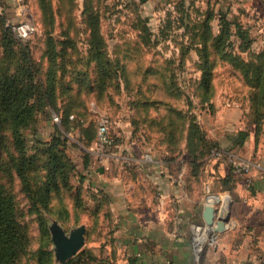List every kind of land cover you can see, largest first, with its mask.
<instances>
[{
  "label": "rangeland",
  "instance_id": "rangeland-1",
  "mask_svg": "<svg viewBox=\"0 0 264 264\" xmlns=\"http://www.w3.org/2000/svg\"><path fill=\"white\" fill-rule=\"evenodd\" d=\"M19 1L22 9L9 11L15 3L8 1L3 14L32 21L31 37L5 31L0 16V88L5 102L23 101L20 112H0V184L26 242L15 264H102L89 241L105 236L110 212L96 196L95 166L115 148L179 157L181 142L195 141V124V132L205 130L217 88L229 82L223 74L235 66L207 40L210 28L196 19L193 0ZM102 116L113 139L106 150L97 144ZM13 121L24 122L19 136ZM81 225L82 258L61 260L54 229L69 236Z\"/></svg>",
  "mask_w": 264,
  "mask_h": 264
},
{
  "label": "crops",
  "instance_id": "crops-1",
  "mask_svg": "<svg viewBox=\"0 0 264 264\" xmlns=\"http://www.w3.org/2000/svg\"><path fill=\"white\" fill-rule=\"evenodd\" d=\"M8 1L15 3L9 11L25 6ZM193 2L197 19L210 15L214 35L229 28L240 57L258 59V80L233 67L223 74L240 79L232 84L228 76L217 88L202 146L191 136L194 143L181 142L173 159L164 149L134 146L122 155L115 148L95 166L96 196L110 212L103 226L109 238L89 241L99 247L102 264H264V0ZM244 41L248 46L239 50ZM126 156L132 163L123 165ZM238 163L247 171H236ZM206 205L215 220L225 206L224 230L205 224Z\"/></svg>",
  "mask_w": 264,
  "mask_h": 264
},
{
  "label": "trees",
  "instance_id": "trees-1",
  "mask_svg": "<svg viewBox=\"0 0 264 264\" xmlns=\"http://www.w3.org/2000/svg\"><path fill=\"white\" fill-rule=\"evenodd\" d=\"M183 2V0H181ZM5 5V2H4ZM0 16H3L4 19V30L11 32V29L6 26V16L5 14H2ZM197 19V15H196ZM201 21V23L205 22L203 26H206L207 28H210L209 34L207 35L209 39L214 44H218L216 47L215 45H212L216 48H220V52L222 55L219 57L221 59H229L228 61L231 63L232 66H235V69H238L242 72L244 77H247V75L252 78L250 81H256L258 80V59L245 61L240 57V55L237 53L236 49H230V46H235L233 41L230 40V29L222 27L220 29V32L217 35H214L212 33V29L210 26V15L207 13L203 15L202 18L198 19ZM200 23V22H198ZM197 26V25H196ZM249 42H241L239 44L238 49L242 50L248 46ZM220 45V46H219ZM236 48V47H235ZM204 58H207L203 56ZM251 74H248L250 73ZM253 73V74H252ZM3 81H5V78H3ZM5 90V89H3ZM19 98V94H17ZM5 95H2V91L0 88V112L2 113H17L20 112V108L22 105V100H19V104H14L12 102H5ZM25 110V111H24ZM24 110L22 112L24 113H30L29 108L27 106H24ZM109 119V118H108ZM24 122H18L13 121L12 126L14 127L13 134L19 136V133L17 132V129L20 125H23ZM192 123H195L192 121ZM195 130L196 128H199L198 125L195 124ZM192 132L190 136H193V138L198 139L199 145L202 146L204 142V132L197 130L196 132ZM188 135V134H187ZM189 136V135H188ZM15 147H18V149H21V145L19 144V141L16 138V145ZM14 158V157H12ZM13 166L16 169H19L22 166V162H13ZM55 169V166L53 165V170ZM16 211H15V205L12 201L11 196H8L3 191V186L0 184V264H15L16 257L19 253V251L25 250V240H24V234L16 229ZM82 252V251H81ZM81 252L77 253V256L79 258H82ZM89 258L92 259L91 255H88Z\"/></svg>",
  "mask_w": 264,
  "mask_h": 264
},
{
  "label": "water",
  "instance_id": "water-1",
  "mask_svg": "<svg viewBox=\"0 0 264 264\" xmlns=\"http://www.w3.org/2000/svg\"><path fill=\"white\" fill-rule=\"evenodd\" d=\"M221 210L222 209H220L217 220H215V209L210 205H206L203 208L202 214L205 224L213 227L215 231L224 230L225 222L228 219L225 206L222 212ZM54 232H56L54 242L57 246V253L63 261L74 256L84 244L85 227L83 225L74 228L69 236L63 235L58 228L54 229Z\"/></svg>",
  "mask_w": 264,
  "mask_h": 264
},
{
  "label": "built area",
  "instance_id": "built-area-1",
  "mask_svg": "<svg viewBox=\"0 0 264 264\" xmlns=\"http://www.w3.org/2000/svg\"><path fill=\"white\" fill-rule=\"evenodd\" d=\"M4 2L5 0H0V15L3 14L4 10ZM6 26H8L11 31L14 33V35L21 39H28L31 37L37 30L35 24L30 21V20H22L18 22H12L11 20L6 19ZM55 121H58V117L54 116L53 118ZM109 127H110V121L107 116H102L101 119L99 120L98 127H97V144L100 150H106L108 145L113 142V139L110 136L109 132ZM214 156L219 155V150L214 149L213 151ZM148 158V156H146ZM127 164H131L132 160L131 159H126L125 160ZM235 169L236 171H247V166L244 164H235Z\"/></svg>",
  "mask_w": 264,
  "mask_h": 264
}]
</instances>
